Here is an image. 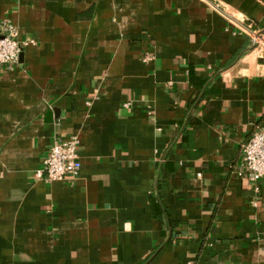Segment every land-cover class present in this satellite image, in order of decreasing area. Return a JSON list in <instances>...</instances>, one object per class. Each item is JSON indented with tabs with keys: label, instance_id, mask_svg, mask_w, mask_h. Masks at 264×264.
<instances>
[{
	"label": "crops",
	"instance_id": "obj_1",
	"mask_svg": "<svg viewBox=\"0 0 264 264\" xmlns=\"http://www.w3.org/2000/svg\"><path fill=\"white\" fill-rule=\"evenodd\" d=\"M212 3L264 38V0H0L35 43L0 66V264H264V48ZM72 135L79 178L36 181Z\"/></svg>",
	"mask_w": 264,
	"mask_h": 264
},
{
	"label": "built area",
	"instance_id": "obj_2",
	"mask_svg": "<svg viewBox=\"0 0 264 264\" xmlns=\"http://www.w3.org/2000/svg\"><path fill=\"white\" fill-rule=\"evenodd\" d=\"M211 7L217 11L231 25L244 32L255 44L264 48V38L254 31L250 25L241 24V19L234 12L222 8L220 3H212ZM19 30L10 20L0 21V66L8 69L18 64L19 56L24 47L33 46L32 40L20 43ZM148 60L147 58L145 61ZM86 103V106H89ZM126 104L125 107H128ZM78 137L72 135L67 139H60L52 143L48 154L42 161L33 177L36 181L47 184L55 182H73L80 176L81 163L78 158ZM242 163L236 174L252 185L256 196L261 192L264 184V128L257 130L242 146Z\"/></svg>",
	"mask_w": 264,
	"mask_h": 264
}]
</instances>
